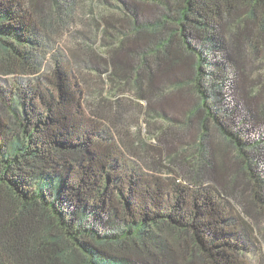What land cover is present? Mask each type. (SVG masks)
<instances>
[{
    "label": "trees",
    "instance_id": "16d2710c",
    "mask_svg": "<svg viewBox=\"0 0 264 264\" xmlns=\"http://www.w3.org/2000/svg\"><path fill=\"white\" fill-rule=\"evenodd\" d=\"M82 1L0 0V264H252L264 0H92L95 69L134 86L160 146L124 128L120 100L88 102L90 61L53 39Z\"/></svg>",
    "mask_w": 264,
    "mask_h": 264
},
{
    "label": "rangeland",
    "instance_id": "374dc122",
    "mask_svg": "<svg viewBox=\"0 0 264 264\" xmlns=\"http://www.w3.org/2000/svg\"><path fill=\"white\" fill-rule=\"evenodd\" d=\"M75 12V14L67 16L65 22L62 21V27L56 30L58 34L52 36L53 39L59 40L60 47L63 49L62 53L69 60V63L71 61L72 64L75 65L78 57L90 61V67L83 65V68L81 69L82 75L86 80V88L89 91L88 102H94L95 99L97 100V98H100L101 96H98L97 93L102 92H104L109 99L115 101L120 100L121 102L117 104L118 110L115 111L120 115L122 114L121 116H124V118L129 119V123L127 121V126L124 128H127L131 132L132 127L139 124L142 128V136L146 139L147 143L152 146H160L158 139H156V137L154 138L151 133H149V125H147L144 114H142L147 104L144 102L138 103L139 105L136 104L134 86L129 83L121 85L114 84L111 82L110 72L102 75L95 69V67L97 69L100 68L99 64H101V60L92 59V50L96 52L97 57H102L103 52H105L107 48L103 47L106 45L107 41L105 43L99 41L100 35L98 24H100L102 17V7L98 4L96 5L92 0H84L80 2ZM39 23L41 24L40 18ZM74 51L76 53L78 52L80 55L77 56ZM55 55L56 54L51 55L49 60H47V65L45 67L46 70H49L50 67L54 69L57 59V56ZM4 80H17L20 82L21 86H25L29 79L27 77L16 75L14 78L5 77ZM130 82H132V80ZM238 91L237 88L231 89L230 87L227 88L226 91V96L228 95L227 100H231L234 106H236L237 103L236 97ZM160 124H163L162 121L157 123V125ZM163 126H167V123H164ZM260 131L264 134V128ZM149 151L153 154L158 153L154 150ZM164 164H168L167 159ZM260 225L262 230H258V246L250 255L252 264H264V221H262Z\"/></svg>",
    "mask_w": 264,
    "mask_h": 264
}]
</instances>
